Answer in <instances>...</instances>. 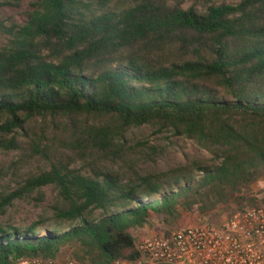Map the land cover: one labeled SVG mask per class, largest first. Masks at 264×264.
I'll list each match as a JSON object with an SVG mask.
<instances>
[{
	"label": "trees",
	"instance_id": "1",
	"mask_svg": "<svg viewBox=\"0 0 264 264\" xmlns=\"http://www.w3.org/2000/svg\"><path fill=\"white\" fill-rule=\"evenodd\" d=\"M199 1L201 13L140 0L97 14L82 0H38L11 27L0 47V151L45 161L25 185L53 187L59 206L49 228L0 225V264L55 260L63 248L77 264L133 262L134 233L151 215L172 228L192 212L231 218L264 207L250 189L264 176V0ZM166 50L167 66L151 58ZM40 117L51 130L30 126ZM147 127L196 152L122 185L107 171L168 152L128 139Z\"/></svg>",
	"mask_w": 264,
	"mask_h": 264
},
{
	"label": "rangeland",
	"instance_id": "2",
	"mask_svg": "<svg viewBox=\"0 0 264 264\" xmlns=\"http://www.w3.org/2000/svg\"><path fill=\"white\" fill-rule=\"evenodd\" d=\"M135 1L140 0H82L87 9L100 14L105 12H120L133 6ZM154 2L156 6L163 8H180L182 10L194 9L198 13L205 10L204 5L199 0H145ZM241 0H209V5L228 4L235 5ZM8 2L10 6H1ZM38 0H0V47L7 44L10 37L8 32L13 26H23L27 22V16L36 7ZM173 51L154 53L152 59L160 65L171 63ZM175 55V54H174ZM30 126H44L51 130L52 120L48 117H40L29 121ZM128 139L132 141L146 140L148 143L166 145L168 152L161 157H145L136 162L135 165L121 172L120 169H112L106 174L118 176L122 185L137 182L145 177H156L165 175L170 169L184 160V155L188 156L196 152V147L192 142L177 139L172 135L158 131L155 128L147 127L133 130L128 133ZM164 150V149H163ZM74 167L82 169V165ZM48 164L41 159H33L29 162L18 163V154L13 152L0 151V225L3 227H13L23 229L32 224H40L41 229L49 228L57 220L58 193L53 187H46L39 190L29 191L26 188V181L31 177L47 171ZM84 173L90 174V169H85ZM252 194L260 200L264 198V176L259 178L250 187ZM9 204V205H8ZM255 208V207H252ZM246 209V208H245ZM247 209H250L247 207ZM239 213V212H237ZM236 214V213H235ZM225 214H218L210 219L200 218L196 212L184 216L174 227H169L163 221L151 215L148 222L140 229L136 230L134 237L136 243L143 238L155 235L167 234L183 227H193L223 223L228 220ZM69 250L63 248L57 262L69 261Z\"/></svg>",
	"mask_w": 264,
	"mask_h": 264
},
{
	"label": "built area",
	"instance_id": "3",
	"mask_svg": "<svg viewBox=\"0 0 264 264\" xmlns=\"http://www.w3.org/2000/svg\"><path fill=\"white\" fill-rule=\"evenodd\" d=\"M140 259L112 264H264V207L236 213L219 227H183L137 243ZM17 264H77L23 258Z\"/></svg>",
	"mask_w": 264,
	"mask_h": 264
}]
</instances>
